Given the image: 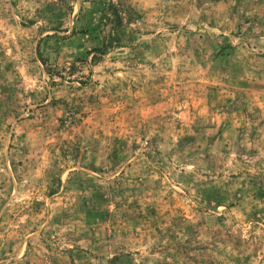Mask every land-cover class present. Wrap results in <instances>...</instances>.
Listing matches in <instances>:
<instances>
[{"label":"rangeland","instance_id":"374dc122","mask_svg":"<svg viewBox=\"0 0 264 264\" xmlns=\"http://www.w3.org/2000/svg\"><path fill=\"white\" fill-rule=\"evenodd\" d=\"M0 264H264V0H0Z\"/></svg>","mask_w":264,"mask_h":264}]
</instances>
